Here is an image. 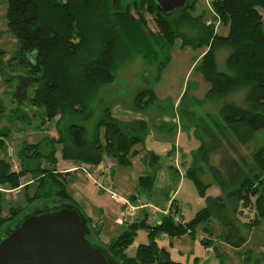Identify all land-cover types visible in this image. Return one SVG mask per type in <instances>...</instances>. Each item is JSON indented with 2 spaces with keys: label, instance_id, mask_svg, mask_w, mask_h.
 Returning <instances> with one entry per match:
<instances>
[{
  "label": "trees",
  "instance_id": "trees-1",
  "mask_svg": "<svg viewBox=\"0 0 264 264\" xmlns=\"http://www.w3.org/2000/svg\"><path fill=\"white\" fill-rule=\"evenodd\" d=\"M138 3L148 4L147 11L154 16L160 37L148 32L142 14L134 15L131 12V7ZM194 8L195 3L188 2L187 8L173 19L164 16L152 0H8L7 23L8 30L20 45L15 59L25 61L28 54L34 61L29 67L35 94L28 99L32 105L45 109L48 120L58 117L63 120L68 116L87 114L90 102L100 89L115 82L116 67L121 58L126 59L131 53H144L146 56L152 53L158 57L160 53L153 48L151 38L159 42V47L166 44V48H170L179 39H182L184 46L207 47V52L195 69L210 86L207 97L225 98L242 91H245V95L244 105L225 103L221 107L219 114L222 121L215 126L222 140L212 134L217 143L204 158L212 162L210 171L228 193L226 200H237L238 211L240 205L245 208L249 205L255 207L256 212L249 225L256 226L264 220V147L251 152V167L238 152L235 142L242 148L252 150L259 136H264V0H213L212 8L221 26L228 29L226 35L218 33L215 25L208 24L202 16H192ZM187 27L196 31V37L190 38L183 32ZM221 48L231 50L227 58L229 73L218 69L216 52ZM167 60L168 57H165L159 63L158 77ZM155 100L153 90H143L135 96L134 106L142 111ZM5 111L0 100V117ZM101 127L105 129L104 142L99 135ZM97 128L94 139L89 140L85 127L72 124L69 127L70 141L64 146L63 159L99 166L106 154L120 165L129 167L138 155L135 148L143 144L148 136L145 121L122 123L113 117L109 108L103 111ZM3 136H6V130L0 132V146L5 145ZM217 152L218 159L215 158ZM36 155L42 156L39 152ZM50 157L54 163L57 162L54 153ZM14 165L0 158V203L2 191L6 188H21L23 175L30 171L27 168L23 171L15 170ZM37 173L40 187L47 185L49 175H63L56 169L41 167H38ZM187 176L194 180L200 195L205 196L209 185L200 181L194 168H190ZM155 182L156 178L152 175L141 177L139 188L151 191ZM51 197L79 207L62 188L55 194L50 191L44 195L39 193L29 198L27 205ZM174 202L169 215L163 216L157 223L148 224L147 218L129 223L126 230L109 243L99 237L102 228H93L91 218L82 212L89 220L92 231L90 239L95 243L98 240L119 264H183L173 261L169 252L159 246L158 240L162 237L174 239L186 234L195 238L197 226L209 221L215 209L222 210L226 204L225 199L219 197L214 205L202 209L195 218L186 222L180 218ZM25 209L18 208L12 216L6 218L0 208V235ZM140 228L147 229L149 243L140 244L136 254L130 257L127 250L135 242ZM203 243L207 247L211 245L205 240Z\"/></svg>",
  "mask_w": 264,
  "mask_h": 264
},
{
  "label": "rangeland",
  "instance_id": "rangeland-1",
  "mask_svg": "<svg viewBox=\"0 0 264 264\" xmlns=\"http://www.w3.org/2000/svg\"><path fill=\"white\" fill-rule=\"evenodd\" d=\"M188 1L190 4L195 3V8L191 11L192 16H202L207 23L211 21L217 25L218 20L211 10L212 0ZM147 8L148 4L138 3L131 7V12L134 15L142 14L148 32L160 37L154 16ZM7 12L8 0H0V100L6 110L0 117V132L6 130V136H3L5 145L0 146V158L16 164L19 171L26 168L30 171L22 177V189L11 191L6 188L2 191L0 208L4 217L12 216L18 208L28 207L31 210L43 207L54 199L41 198L32 205H27V202L39 193L44 195L50 191L55 194L62 188L91 218L93 225L102 228L99 236L101 240L109 242L126 230L128 225L120 226L116 223L122 205L121 199L139 205V200L147 195L148 201L154 207L163 212H170L172 203L167 206L171 192L176 194L174 199H177L179 205L180 218L188 222L195 218L199 211L211 207L217 198L222 197L226 207L222 210L215 209L209 221L198 225L195 238L190 234L174 239L162 237L158 240L159 246L169 252L173 261L183 264H264V220L250 227L256 212L255 207L249 205L245 208L240 205L238 211L237 200H226L228 193L221 188L210 171L212 162L204 158L208 150L212 151L217 143L212 134L222 140L215 126L222 121L219 114L221 107L225 103L242 106L245 95V91H242L225 98L207 97L209 84L200 72L192 68L207 47L184 46L182 39L177 40L170 48H166V44L159 47V42L151 38L153 48L160 53L158 57L152 53H148L149 56L144 53H131L126 59L121 58L116 67L115 82L100 89L98 95L90 102L87 114L68 116L63 120H60V117L48 120L45 109L32 105L28 99L35 94L29 67L32 62L15 59L20 45L8 30ZM262 12L264 13V9ZM179 14L180 11H177L170 17L176 19ZM183 32L190 38L196 37V31L190 27L183 29ZM219 33L226 34L228 29L221 26ZM230 53L229 48L217 51L218 68L221 72L229 73L227 58ZM165 57H168V60L158 77V65ZM149 89L155 92L156 100L149 108L137 110L134 106L135 96ZM107 108L113 117L122 123L145 121L148 127L147 139L151 138L152 143L170 146L178 143L180 150L178 148L176 159L174 156L158 154L159 163L156 167L149 168L146 155L145 161L135 158L131 166L124 167L105 154L104 164L108 167L104 172L68 161L67 164L80 165V170L70 175H49L47 185L40 187L38 167L56 169L59 172L64 163V146L70 141L69 127L72 124L85 127L88 139L93 140L98 132L100 117ZM104 133L105 129L99 128L102 142ZM61 139L63 142H60ZM235 145L240 155L253 167L251 152L264 147V136H259L252 150L242 148L236 142ZM37 152L42 156L36 155ZM52 153L55 154L56 163L50 157ZM215 155L218 159L219 152ZM190 168L195 169L196 175L204 185H209L203 197L194 180L187 176ZM146 175L156 178L151 191L139 188L141 177ZM29 181L31 182L27 184ZM135 195L137 197L133 199ZM121 214L123 215V212ZM157 214L164 213H149V216L154 218ZM121 218L120 215L119 219ZM148 224L152 225L150 222ZM203 240L211 245L207 247ZM96 243L101 245L98 240ZM142 243H149L145 228L138 230L135 242L127 254L134 255L137 246Z\"/></svg>",
  "mask_w": 264,
  "mask_h": 264
},
{
  "label": "water",
  "instance_id": "water-1",
  "mask_svg": "<svg viewBox=\"0 0 264 264\" xmlns=\"http://www.w3.org/2000/svg\"><path fill=\"white\" fill-rule=\"evenodd\" d=\"M164 16L188 6V0H152ZM82 210L64 200L24 210L0 235V264H119L90 236Z\"/></svg>",
  "mask_w": 264,
  "mask_h": 264
},
{
  "label": "crops",
  "instance_id": "crops-1",
  "mask_svg": "<svg viewBox=\"0 0 264 264\" xmlns=\"http://www.w3.org/2000/svg\"><path fill=\"white\" fill-rule=\"evenodd\" d=\"M212 2H213V0H212ZM211 10H212V12H213V15H214V17L218 20V22H217V25L215 26V28H216V31L219 33V30H220V28H221V21H220V19H219V17L215 14V12H214V10H213V8H212V5H211ZM262 15H263V19H264V13L262 12ZM210 23H212V24H214L213 22H211V21H209ZM226 28V27H225ZM227 34V33H226ZM226 34H223V35H226ZM221 49H223V48H221ZM220 50V49H219ZM219 50H217V51H219ZM207 52V50L205 51V52H203L198 58H197V60L195 61V63L193 64V67L192 68H194V70L196 69V67L200 64V62H201V60H202V58H203V56L205 55V53ZM216 59H217V52H216ZM198 62V63H197ZM197 63V64H196ZM217 64H218V62H217ZM219 69V68H218ZM130 123V122H129ZM163 148V149H162ZM178 148H179V150H180V145H178V143H176V144H173L172 146H170L169 144H163V143H152V141H151V138L150 139H146V141L143 143V144H141V145H138L135 149H136V151L138 152V155L135 157V158H138V159H141V160H144L145 161V159H147V157L146 158H144L146 155L148 156V159L146 160L147 161V165H148V167L149 168H154V167H156L157 166V164L159 163V161H160V156L158 155V154H161V155H165L166 157H172V156H174V158L176 159V157H177V155H178V152H179V150H178ZM135 158H133V161H134V159ZM68 163V161H65L64 160V163H63V165H62V167H61V169L59 170V172L58 173H70V174H72L73 172H78L79 170H80V168H79V166L80 165H78V164H75V165H70V164H67ZM83 165H85V164H83ZM17 166V165H16ZM87 166H89V165H86V167ZM89 167H92L93 169H95L96 171H98V172H104L106 169H107V167L108 166H106L105 164H104V161L99 165V166H89ZM17 169H18V166H17ZM77 169H79L78 171H77ZM85 169H87V168H85ZM18 171H19V169H18ZM154 172V171H153ZM70 174H68V175H70ZM147 176V175H146ZM143 177H145V176H143ZM22 180V179H21ZM31 181H29V182H27V184L28 183H30ZM21 184H22V186H21V188H19V189H17L16 191H19L20 189H22L23 187H24V184L21 182ZM12 191V190H11ZM137 191H138V193H140V191H139V188L137 189ZM137 193V194H138ZM118 194V193H117ZM136 194V195H137ZM116 195V194H115ZM134 196V197H132L133 199L134 198H136L137 196ZM139 195V194H138ZM175 195L176 194H171V192L169 193V195H168V206L167 207H169L170 205H171V203L173 202V201H175L174 202V204L176 205V207L178 208V210H179V205H178V203H177V199H174L175 198ZM144 198L146 199V200H148L149 198L147 197V195H145L144 196ZM122 200V205H121V207H120V209H119V216H118V218L116 219V223H117V220L119 219V217H120V215L122 216V212H123V200L124 199H121ZM163 216H165V214H157L154 218H151L150 216H149V213L147 212V211H142V212H140L137 216H136V221H134V222H140V221H142V220H144V219H146L147 217V222L149 223H152V225L154 224V223H157ZM140 220V221H139ZM118 224V223H117ZM119 225V224H118ZM120 226H122V225H120ZM125 226V225H124ZM121 234V233H120ZM119 234V235H120ZM113 239V238H112ZM111 239V240H112ZM110 240V241H111ZM109 241V242H110ZM104 242H106V243H109V242H107V241H104ZM134 244V243H133ZM143 244V243H142ZM140 245V244H139ZM138 245V246H139ZM133 246V245H132ZM131 246V247H132ZM138 246H137V248H138ZM130 247V248H131ZM129 248V249H130ZM137 248H136V250H137ZM128 249V250H129ZM127 250V251H128ZM136 250H135V253H134V255L136 254ZM128 255V254H127ZM134 255H132V256H130V257H133ZM129 256V255H128Z\"/></svg>",
  "mask_w": 264,
  "mask_h": 264
},
{
  "label": "built area",
  "instance_id": "built-area-1",
  "mask_svg": "<svg viewBox=\"0 0 264 264\" xmlns=\"http://www.w3.org/2000/svg\"><path fill=\"white\" fill-rule=\"evenodd\" d=\"M212 24V23H208ZM9 156L11 155V150L8 151ZM14 164V163H13ZM14 169H17L16 164L14 165ZM139 205H134L128 200H123V215L122 218L117 221L119 225H126L129 223H132L134 221V218L137 216L138 213L142 211H148L152 215V213H164L165 215L169 214V211L163 212L162 210H159L158 208L154 207L148 200H146L144 197L139 200ZM170 209V207H169ZM94 225L93 227L95 228Z\"/></svg>",
  "mask_w": 264,
  "mask_h": 264
},
{
  "label": "clouds",
  "instance_id": "clouds-1",
  "mask_svg": "<svg viewBox=\"0 0 264 264\" xmlns=\"http://www.w3.org/2000/svg\"><path fill=\"white\" fill-rule=\"evenodd\" d=\"M25 59H26L27 61H29V62H34V61L32 60V56H31V55L26 54Z\"/></svg>",
  "mask_w": 264,
  "mask_h": 264
}]
</instances>
